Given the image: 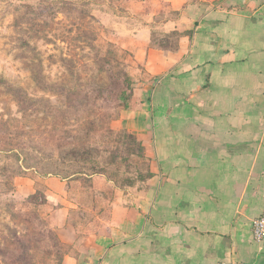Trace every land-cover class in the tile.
<instances>
[{
  "label": "crops",
  "instance_id": "crops-1",
  "mask_svg": "<svg viewBox=\"0 0 264 264\" xmlns=\"http://www.w3.org/2000/svg\"><path fill=\"white\" fill-rule=\"evenodd\" d=\"M122 3L110 28L134 85L112 129L152 176L41 177L60 264H264V0Z\"/></svg>",
  "mask_w": 264,
  "mask_h": 264
},
{
  "label": "rangeland",
  "instance_id": "rangeland-1",
  "mask_svg": "<svg viewBox=\"0 0 264 264\" xmlns=\"http://www.w3.org/2000/svg\"><path fill=\"white\" fill-rule=\"evenodd\" d=\"M62 1L74 6L0 0V264H60L66 249L49 226V210L26 200L24 178L42 192L44 173L83 180L70 173L103 168L120 183L148 167L134 156L108 162L121 138L109 130L122 131L112 123L130 101L116 72L131 77L130 49L110 28L124 13L122 0ZM83 147L85 161L77 155Z\"/></svg>",
  "mask_w": 264,
  "mask_h": 264
},
{
  "label": "trees",
  "instance_id": "trees-1",
  "mask_svg": "<svg viewBox=\"0 0 264 264\" xmlns=\"http://www.w3.org/2000/svg\"><path fill=\"white\" fill-rule=\"evenodd\" d=\"M61 2L65 5H68V8L74 6V3L73 2H70V1H62ZM73 9H77V8H73ZM88 17L92 20H96L93 16L89 15L88 14ZM180 34L178 32H172L170 34H167L168 37H173V38H178ZM167 43V42H166ZM165 44V43H164ZM163 45V44H162ZM165 46V45H163ZM168 46V45H167ZM114 71V70H113ZM117 72V75L119 76H122L123 77V83L125 84L126 88L129 90L130 94H129V99H131L132 97V90H133V85H134V82L132 80V78L123 70H116ZM124 93V92H122ZM128 105L125 107L127 108ZM109 133L111 134L112 137H116V136H119L121 138L119 139H114V143H119V147H115V150L112 151V154H111V157H110V160L108 162H111L113 161L114 159L116 158H121V161H129L131 159V157H136L140 160H143L145 159L144 157V148L142 146V144L136 139V137L129 133V132H126V131H121V132H114L113 130H109ZM113 142V140H111ZM74 153V152H73ZM121 154H124L123 157H121ZM78 157L82 160V161H85L86 158L88 157V152H87V149L85 147H83L81 149V152L77 154ZM46 173L42 174V176H46L45 175ZM72 176L73 175H84V176H91V175H94V174H102L104 176H106V178H108L109 180H112L114 182H116V180H113L111 179L110 177V173H108L106 171V169H95L93 168L92 172L89 173V174H86L85 172L83 171H80V170H74L70 173ZM57 176V174H56ZM152 176V174L146 170V172L144 174L140 173L138 170L136 171V176L131 180V178L129 177H126L125 179H123L120 183L121 186L123 185H133L135 181H144L148 178H150ZM71 177V176H70ZM64 178V177H62ZM26 200L29 202V203H38L39 205H44L47 203V200H46V197L44 195L43 192L39 191V190H36L34 193L32 194H29L27 197H26ZM55 236V235H54ZM56 238V236H55ZM58 244H60V242L58 241V239L56 238ZM62 245V244H60ZM63 247H66L65 251L62 252V255H64L67 251H68V247L67 246H64L62 245ZM63 257V256H62Z\"/></svg>",
  "mask_w": 264,
  "mask_h": 264
},
{
  "label": "built area",
  "instance_id": "built-area-1",
  "mask_svg": "<svg viewBox=\"0 0 264 264\" xmlns=\"http://www.w3.org/2000/svg\"><path fill=\"white\" fill-rule=\"evenodd\" d=\"M252 235L254 240L260 241L264 238V214L252 221ZM219 264H227L220 262Z\"/></svg>",
  "mask_w": 264,
  "mask_h": 264
}]
</instances>
